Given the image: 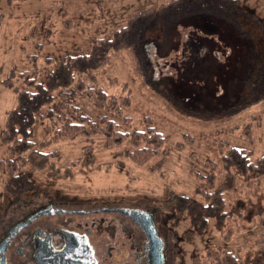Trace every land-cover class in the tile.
Segmentation results:
<instances>
[{"label":"rangeland","instance_id":"1","mask_svg":"<svg viewBox=\"0 0 264 264\" xmlns=\"http://www.w3.org/2000/svg\"><path fill=\"white\" fill-rule=\"evenodd\" d=\"M169 1L0 0V236L6 220L16 219L21 212L22 199L34 204L65 197L75 202L93 200L97 206L159 207L160 226L177 243L169 248L171 264H212L210 257L202 259L208 246H222L239 257L260 246L255 242L262 240L264 226L257 216L246 221V209L236 208L223 227L208 218L198 228L187 207H175L187 205L188 199L205 202L203 182L211 170L214 184L224 185L226 210L239 199L246 206L264 203V176L247 179L233 170L227 175L221 160L222 148L230 145L251 150L253 162L264 153V91L259 101L232 106L234 45L224 29L207 33L192 22L198 19L185 18L170 20L166 26L162 19L159 30L149 24L140 47L117 42L107 49L104 62L75 73L66 87L79 90L77 103L97 121L95 132L52 140L53 130L48 134L45 129L50 121L45 118L43 124L37 117L31 150L13 154L5 142L2 128L7 113L28 74L34 72L41 80L60 61L91 55L100 40L111 41L143 15L134 27L140 30L152 17L151 9ZM238 2L256 14L249 12L254 19L248 24L264 26V0ZM212 18L198 22L207 29L217 28L220 22ZM163 29L164 36H158ZM82 90L86 94L81 95ZM96 95L104 103L98 105ZM49 107L43 106L41 113ZM107 120L113 121L114 131L128 133L145 130L149 121L165 137V154L136 164L126 154L133 150L128 137L120 144H106L102 129ZM113 216L100 212L87 217H104L107 225ZM115 227L112 238L110 225L107 238L101 231L95 243L92 235L95 255L103 257L110 245L113 262L108 261L112 255L106 254V264H134L125 233L119 224Z\"/></svg>","mask_w":264,"mask_h":264},{"label":"trees","instance_id":"2","mask_svg":"<svg viewBox=\"0 0 264 264\" xmlns=\"http://www.w3.org/2000/svg\"><path fill=\"white\" fill-rule=\"evenodd\" d=\"M144 11H149V9H144ZM150 12L152 17L148 18V23L143 26L144 28L134 29L136 20L143 15L136 16L133 23H129L126 29L115 37L116 39L111 41L100 40L95 47L96 52L91 55L69 58L68 60L66 58L47 70L41 80L36 79L34 72L27 75L24 88H17L16 104L8 111L2 128L5 142L13 154L19 155L33 148L35 141L32 139V131L37 117L42 119V123L45 118L50 121V123H46L45 129L48 134L53 130L52 140L56 138L68 139L95 132L98 128L95 126L97 121L95 122L85 115L77 103L76 96L79 90L75 87L66 88L73 83L72 76L75 73L81 74L91 70L98 63L104 62L107 49L113 48L117 42L132 49L139 44L141 45L144 39L143 35L149 26L155 25L156 28L153 26L151 29L157 30V24L162 19H164L165 26L170 20L182 18L191 21L195 19L203 21L199 19L213 17L212 19L218 20L221 23V25L219 23L220 26L208 29L206 24L204 25L202 22H192L197 28L206 29L207 33L212 30L224 29L226 34H231L233 44L230 43L234 45L233 55L230 56L234 71L230 79V89L232 90V97L230 98L234 99L232 106L242 108L246 104L250 105L256 102L258 98L260 99L261 92L264 91V26L261 23L260 26L248 24V21L254 19L249 14V12L254 13L251 9L241 5L238 0H171L159 8H152ZM257 21L259 22L260 19ZM255 23L257 22L255 21ZM130 25L131 27H129ZM163 31L164 29L158 36L161 34L164 36ZM152 36L156 37L155 34ZM86 92V90H82L81 95L86 94ZM55 97H58L56 101L54 100ZM94 101L98 105L104 103L97 95ZM48 104L50 105L48 110L44 114L41 113L43 106ZM146 124L145 130H134L128 133L119 130L114 131L113 121L107 120L104 121L102 132H104L108 146L114 143L120 144L128 137L133 150L127 151L126 154L133 162L142 165L158 154H165V151L162 150L165 137L154 126H151L149 121ZM221 151V160L227 175H231L233 170L235 174L247 179L264 176V153L253 162L251 160L252 153L249 149L230 145L222 148ZM31 154L37 157V153L34 151ZM156 167L154 166V168ZM204 178L203 185L207 186L204 189L207 193L205 202L192 200L193 204L188 199L187 205L178 204L179 206H175L178 209L187 207L192 219L198 220V228H203L208 218L214 219L217 225L223 227L235 214L236 208L239 210L246 209V221L249 222L257 216L259 223L264 226V203L260 201L255 205L246 206V203L239 199L236 201L235 207L226 210L223 197L224 185L214 184V170H211ZM262 237V240L255 242L260 246H254L243 253L241 257L236 252L215 245L204 249L202 259L210 257L212 264H264V235Z\"/></svg>","mask_w":264,"mask_h":264},{"label":"flooded vegetation","instance_id":"3","mask_svg":"<svg viewBox=\"0 0 264 264\" xmlns=\"http://www.w3.org/2000/svg\"><path fill=\"white\" fill-rule=\"evenodd\" d=\"M29 201L30 199L27 198L22 199L21 212L16 219H5V225L2 226L4 231L0 236V264H101L102 260V264H106V254L112 255V246L105 247L103 257H100L94 253L95 243L101 238V231L107 238V225L113 228L109 235L111 238L114 237L115 224H119L120 230L125 233L129 241L127 244L132 251L134 264H149L147 256L150 249L149 239L143 228L118 210L120 208L141 209L152 217L157 237L161 241L160 264H171L169 248L176 246L177 243L170 239L160 226L158 215L161 209L159 207L118 203L109 207L97 206L93 200L83 199L82 202H75L65 197L48 198L34 204H31L32 200ZM100 212L113 213L114 216L109 220L111 222L104 225V217H87L89 214ZM177 238L179 237L175 239ZM86 245L91 251L93 262L87 254ZM65 246H68L67 259L60 261L54 259V252L64 249ZM43 249L50 257L41 258ZM108 261L113 262V255Z\"/></svg>","mask_w":264,"mask_h":264},{"label":"water","instance_id":"4","mask_svg":"<svg viewBox=\"0 0 264 264\" xmlns=\"http://www.w3.org/2000/svg\"><path fill=\"white\" fill-rule=\"evenodd\" d=\"M118 210H120L123 214L132 218L138 225H140L143 228L150 242V249L148 250V254H147L149 258V264H160L162 257L160 251L161 241L157 237L156 230L154 227V221L152 217L147 212L141 209L120 208ZM86 250H87V254H89L90 256V260L93 262V259L91 257V251L87 245H86ZM48 255L49 254H47V251L43 249L41 258H44V256L50 257ZM53 255H54L53 258L56 260L58 259V261H60L61 259H67L68 246H65L64 249L60 251H55Z\"/></svg>","mask_w":264,"mask_h":264}]
</instances>
